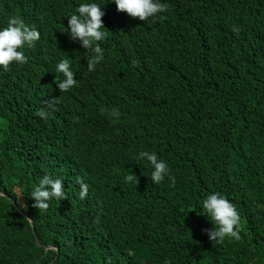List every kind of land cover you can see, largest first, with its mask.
Wrapping results in <instances>:
<instances>
[{
    "label": "trees",
    "instance_id": "16d2710c",
    "mask_svg": "<svg viewBox=\"0 0 264 264\" xmlns=\"http://www.w3.org/2000/svg\"><path fill=\"white\" fill-rule=\"evenodd\" d=\"M82 2L0 0V27L40 32L27 63L0 68V264H264V0H162L147 21L95 0L107 36L92 72L67 34ZM62 58L77 84L60 92ZM145 150L173 180L153 184ZM45 174L66 197L37 209ZM212 192L235 204L239 240L208 239L196 209Z\"/></svg>",
    "mask_w": 264,
    "mask_h": 264
},
{
    "label": "clouds",
    "instance_id": "9594fccd",
    "mask_svg": "<svg viewBox=\"0 0 264 264\" xmlns=\"http://www.w3.org/2000/svg\"><path fill=\"white\" fill-rule=\"evenodd\" d=\"M117 11H123L131 17L141 21L157 19L158 14L167 11V4L162 0H112ZM104 12L101 4L95 0H86L79 3L75 12L68 15L67 34L69 39L78 41L82 48L91 55L87 59V70L92 72L96 65L104 59V50L98 42L106 38L105 25L102 16ZM63 30V29H62ZM40 39V32L35 27H29L19 16L9 17L7 26L0 27V68L8 69L10 64L23 65L27 63L24 49L29 48ZM55 73H60L62 79L56 80V87L60 92L67 91L77 84L71 68L70 58L60 59L54 68ZM118 115V113H116ZM42 118H47L43 111L37 112ZM138 163L146 161L151 166L150 179L153 184L159 185L165 177L174 178L170 174L168 164L159 159L155 152L140 151L134 158ZM127 182H133L131 174L126 175ZM81 184L80 198L87 195V186ZM30 197L33 206L37 209H46L51 199L61 200L66 197L61 178L48 174L43 175L32 188ZM198 214H203L211 222L212 227L205 230L208 239L213 244H222L226 238L240 239L241 217L233 202L219 192H212L199 201L196 209Z\"/></svg>",
    "mask_w": 264,
    "mask_h": 264
},
{
    "label": "water",
    "instance_id": "95a60500",
    "mask_svg": "<svg viewBox=\"0 0 264 264\" xmlns=\"http://www.w3.org/2000/svg\"><path fill=\"white\" fill-rule=\"evenodd\" d=\"M33 227H34V225H33ZM34 235H35V237H36V241L41 245L42 243H40V240H39V238L37 237V234H36V231L34 230ZM47 247L49 246V245H46Z\"/></svg>",
    "mask_w": 264,
    "mask_h": 264
}]
</instances>
